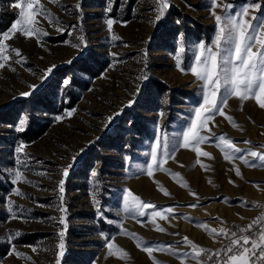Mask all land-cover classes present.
<instances>
[{
	"label": "rangeland",
	"instance_id": "1",
	"mask_svg": "<svg viewBox=\"0 0 264 264\" xmlns=\"http://www.w3.org/2000/svg\"><path fill=\"white\" fill-rule=\"evenodd\" d=\"M18 2L23 0H0V25L3 16L15 17L8 28L0 26V34L9 33L19 19ZM217 3L231 5L227 13L216 8L222 17L235 16L250 3H259L261 9L250 11L245 19L264 15V0ZM169 4L157 21L153 0H39L55 19L50 24L37 16L39 23L34 26L48 35L40 36L38 42L35 35L16 32L4 41L11 59L0 68V246L7 251L0 253V264H57V259L63 264L67 253L81 261L89 253L87 264H154V260L159 264H181L182 260L195 264L185 256L191 248L184 245V237L203 249L215 248L222 238L209 235L197 224H206L209 230L225 228L264 208V168L251 157L247 158L257 167H248L239 158L229 162L215 146V138L225 135L243 150L238 157L248 150L264 153V109L255 100L244 101L241 111L238 98L228 99L224 112L238 128L216 115L207 125L211 132H201L213 136L199 145L211 156L199 158L208 170L196 163L191 148L179 147L195 119L194 110L203 103V82L196 80L190 68L200 54V43L216 51L212 44L216 21L207 0H169ZM180 18L185 28L176 35L162 36L159 23L170 28L181 23ZM107 19L115 21L111 32ZM194 22L203 26L200 38L186 31ZM113 35L119 39L113 40ZM13 49L19 50L21 62H16L20 58ZM231 54L232 45L222 43L217 58L221 66ZM96 61H102L104 68L91 77L86 69L98 71ZM49 68L51 73L42 80ZM152 81L164 84L167 90L158 92ZM223 92L221 88L218 97ZM49 102L53 111L47 108ZM2 111L7 113L3 117ZM24 117L27 123L21 131ZM31 121L47 123L48 128L39 139L23 143L18 135ZM157 141L161 153L167 142L174 159L164 163L165 171H154L149 177L142 169L152 163L150 152ZM21 145L23 151L18 152ZM16 171L22 172L23 179L13 183ZM211 179L208 184L212 189L205 192L204 181ZM160 188L170 195L165 196ZM16 189L21 196L14 194ZM127 190L155 209H145L144 216L125 212ZM169 207L174 213L168 220L156 218L166 231L153 230L151 213ZM61 218L66 227L59 222ZM183 222L189 224L184 231L180 230ZM61 231L64 250L59 255ZM123 231L172 252L154 251L150 258ZM109 242L126 251L130 259L109 256Z\"/></svg>",
	"mask_w": 264,
	"mask_h": 264
},
{
	"label": "snow or ice",
	"instance_id": "2",
	"mask_svg": "<svg viewBox=\"0 0 264 264\" xmlns=\"http://www.w3.org/2000/svg\"><path fill=\"white\" fill-rule=\"evenodd\" d=\"M52 3H57V0H50ZM153 3L156 5L157 12V21L163 18L165 11L170 7L169 0H153ZM208 10L210 14L215 18L216 21V32L212 44L216 48L214 52L212 48L206 47L204 43H200L198 48L200 54L195 57V65L190 68L191 74L196 78L197 81L202 83V92H203V103H201L195 110V119L191 121V124L186 132L183 133V140L179 147L189 149L196 153L197 160L196 163L204 170H208L207 166L201 164L200 157H209L210 154L204 152L200 149L199 145L208 142L213 139V136L202 135V131L211 132L207 128L209 121H213L216 115L224 116L226 120L233 127H239L230 116H227L224 112V108L227 107V102L229 98H238L241 101V108L243 110V102L249 99L255 100L257 105L264 109V15L253 16L250 20L245 19L249 17L250 11H260L261 5L259 3H250L247 6L243 7L239 13H236L235 16H226L222 17L216 14V8H222L226 13L231 8V5L227 4H218L217 0H207ZM15 7L20 9L19 19H17L10 30L9 33L0 34V68L5 67L6 63L11 59L7 54L9 49L8 46L4 43L8 39H11L16 32L32 37L36 36L38 42L40 36L48 35L47 32H43L39 27L34 25L39 22L36 20L37 16H43L48 20L50 24L53 23L54 17L51 13L44 10L42 5H39V0H23V2H18L15 4ZM79 8V5H76ZM108 11L111 10L109 5ZM257 21V24H253L251 21ZM115 21L113 19H107L106 25L109 32L112 31V27ZM60 31V29H57ZM227 33V35H225ZM113 40L119 39V37L113 35ZM83 40V37H81ZM231 44L232 45V54L229 58H225L222 62L223 66L218 62V56L220 55L221 45ZM255 48V51L253 49ZM15 55L20 59L16 62L19 63L23 60L19 50L13 49ZM183 52V48L180 49ZM178 60V67L180 66V58ZM55 67V66H52ZM184 71L183 68L180 69ZM14 71V69H13ZM52 69L49 68L46 73L41 77V79H47V75L51 73ZM35 89V86H30ZM221 88L224 89V92L221 97H218ZM22 95H31V93H23ZM131 102H129L130 106ZM70 115V113H69ZM60 118L57 117V120ZM27 123V117H24L20 121V127L18 130H23ZM264 135V133H262ZM217 143L216 147L224 155V159L232 162L234 159L239 158L246 166L248 167H257V163H252L247 157H251L253 161H257L259 166L264 168V153L248 150L245 156H237L243 150L234 146L233 141L228 139L225 135H221L215 138ZM245 143H250L245 141ZM223 145V147H221ZM264 147V146H262ZM161 148L160 141H157L156 145L152 147L150 156L152 163L148 164L146 169H142L146 174L151 177L154 171H165L163 165L167 162L168 159H174V155L169 151L167 142L163 145V153L159 150ZM18 152L23 151V145L18 149ZM71 165H69V168ZM236 175L240 176L239 168L235 169ZM169 175H178L167 173ZM63 175L66 177L68 175V169L63 170ZM93 176L96 175L95 172L92 173ZM23 179V174L20 171L15 172V179L13 183L19 182ZM233 183L232 181H229ZM63 183L60 181V191L63 192ZM181 186L187 187L186 183H183ZM159 190L163 191L165 196L170 195L167 190L160 188ZM14 194L21 196L19 189L14 191ZM195 195L194 193H191ZM63 197L61 196V200ZM124 210L125 212H131L138 216H144L145 209H155V205L149 204L141 200L140 197L134 195L130 190H127L124 197ZM98 203V202H97ZM196 205H192L195 207ZM63 211V209H61ZM99 210V209H98ZM11 211V209H9ZM174 213V209L169 207L161 211H153L151 213V220L149 223L154 225L155 231L165 232L166 230L163 227H160L156 223V218L159 217L161 220H168L169 215ZM13 218H16L13 216ZM190 219V218H189ZM61 224H64L66 227V222L64 218H61L59 221ZM223 223V222H221ZM253 224H260V229L257 238H250L246 235H240L236 232L229 233L225 228L221 227L220 229H211L209 230L206 224H197V227L204 229L208 232L209 235L215 234V236H223L224 238L229 239V244L223 249V256L221 251L211 253L207 255V261L212 259V256L219 258V264H264V215L257 217L256 220L248 226L247 229H240V232L250 231ZM143 226V225H142ZM125 236L133 239L136 244V247L141 251L147 253V255L152 258L154 251L161 252H172L171 248L164 249L160 246L148 245L141 238L137 237L136 234H129L127 231H123ZM19 235V233H16ZM60 243L58 248L60 249L59 255L63 254L64 250V232L59 233ZM215 238V237H214ZM185 246L191 248V251L185 253V256L190 257L195 264H207V262H202L200 257L202 254H207L208 250L203 249L189 240L188 237L183 238ZM250 245V246H249ZM106 247L108 248V255H117V258L128 261L130 259L129 254L123 249L116 246L113 242H109ZM33 252L36 251L35 248L32 249ZM15 252V249H13ZM259 252V256H257ZM18 257L21 256L20 253H15ZM174 254V253H172ZM57 264H59V259H57ZM154 264H159L158 261L154 260ZM181 264H184V261H181Z\"/></svg>",
	"mask_w": 264,
	"mask_h": 264
},
{
	"label": "trees",
	"instance_id": "3",
	"mask_svg": "<svg viewBox=\"0 0 264 264\" xmlns=\"http://www.w3.org/2000/svg\"><path fill=\"white\" fill-rule=\"evenodd\" d=\"M9 1V0H8ZM10 1H13V0H10ZM167 13V12H166ZM4 19V23L0 26H3L4 28H8L10 26V24L14 21L15 17L14 15H8L7 17L6 16H3L2 20ZM181 23L177 24V25H174L173 27H166L164 24V22L162 23H159V28L161 30H164V32L162 33V36H167V35H176L177 33H179V31H181V29L185 28L184 26V20L183 19H179ZM194 26H191V28H189L188 30H186L189 34L191 35H195L197 36L198 38H200V34L203 30V26L194 22L193 23ZM166 42V41H165ZM96 64L98 66V71H94L93 69L88 68L86 69V72L89 76L91 77H96L98 76L99 72L101 70H103L104 68V65H103V62L102 61H96ZM152 85L156 86L158 88V92H164L167 90V87L164 85V84H161L157 81H152L151 83ZM72 100V103L70 105L73 106V98L71 99ZM47 108L50 110V111H53V107H52V103L49 102L47 103ZM9 112V111H7ZM51 113V112H49ZM7 113L6 111H2V117L5 116ZM48 128V124L47 123H39V122H34V121H31L30 124L28 125V127L18 135V137L22 140L23 143H30V142H33L37 139H39L47 130ZM104 226V225H102ZM7 251L5 250V248H3V246H0V253H6ZM87 256H83V261H81L80 259H77V255H75L74 253H67L64 257V261H63V264H87L88 262H86V259L88 258V261L91 259V257L89 256V253H86ZM85 260V261H84Z\"/></svg>",
	"mask_w": 264,
	"mask_h": 264
},
{
	"label": "built area",
	"instance_id": "4",
	"mask_svg": "<svg viewBox=\"0 0 264 264\" xmlns=\"http://www.w3.org/2000/svg\"><path fill=\"white\" fill-rule=\"evenodd\" d=\"M264 215V208H261L259 210H257L253 215H251L248 218H241L235 221H232L230 223H228V225L225 227V229L231 233V232H236L238 234V236L240 235H246L249 236L250 238H257L258 233H259V229H260V224H253L252 225V229L250 231H246L241 233L240 229H247L248 226L250 224H252V222L254 220H256L257 217H260ZM229 239L224 238L222 236L220 243L215 247V248H210L207 249L208 253L207 254H202V256L200 257L202 262H207V264H219V258H217L216 256H212V259L210 261H207V255L211 254V253H215L217 251H221L222 256H223V249L225 248L226 245L229 244ZM250 246V245H249ZM257 256H259V252H257Z\"/></svg>",
	"mask_w": 264,
	"mask_h": 264
},
{
	"label": "bare ground",
	"instance_id": "5",
	"mask_svg": "<svg viewBox=\"0 0 264 264\" xmlns=\"http://www.w3.org/2000/svg\"><path fill=\"white\" fill-rule=\"evenodd\" d=\"M213 164V163H212ZM228 166V165H227ZM208 167V166H207ZM225 169V168H224ZM229 169V168H228ZM234 169V168H233ZM228 171V170H227ZM242 174V173H241ZM230 178V177H229ZM200 179V178H199ZM224 179V178H223ZM208 182L210 183V182H213V180L211 179V181L210 180H208V181H204V185H203V190L205 191V192H210V190L212 189L211 188V185L210 184H208ZM200 183V182H199ZM230 184V183H229ZM177 191V190H176ZM179 193V192H178ZM181 196H183V194H181ZM189 228V224H187V223H184L183 222V224H182V227H181V229L180 230H187ZM178 229V228H177ZM177 232V231H176Z\"/></svg>",
	"mask_w": 264,
	"mask_h": 264
}]
</instances>
